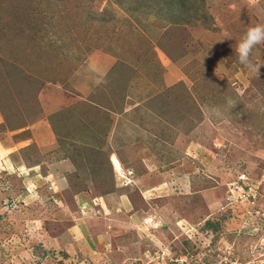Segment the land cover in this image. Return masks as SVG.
<instances>
[{
	"label": "rangeland",
	"instance_id": "1",
	"mask_svg": "<svg viewBox=\"0 0 264 264\" xmlns=\"http://www.w3.org/2000/svg\"><path fill=\"white\" fill-rule=\"evenodd\" d=\"M87 1L30 0L28 17L15 19L7 7H26L28 0H0V68L14 64L37 76L29 80L33 88L50 83L76 94L69 80L78 65L94 51L111 53L134 69L127 90L124 78L111 83L120 77L112 70L107 96L92 95L129 110L125 118L142 134L132 125L119 130V141L131 146L120 148L123 167L110 154L116 189L101 194L90 179L74 178L67 156L95 144L103 129L98 146L117 148V140L106 138L107 123L56 117L55 141L21 148L18 140L29 132L12 133L0 108V264H264V43L250 54L261 65L259 77L235 51L248 27L264 24V0H204L209 18L189 29L175 59L157 47L155 55L147 51L167 26L164 11L161 18L150 2ZM88 78L89 90L103 84ZM81 92L89 102V91ZM7 100L0 94L11 116L16 106ZM37 102L27 125L40 115ZM36 162L40 168L26 167ZM129 167L133 174L146 171L144 178L134 180ZM150 180L160 190L142 195ZM78 182L86 191L74 196ZM137 189L142 199L134 196L141 207L135 210L127 194ZM208 218L218 222L217 231L203 228Z\"/></svg>",
	"mask_w": 264,
	"mask_h": 264
},
{
	"label": "trees",
	"instance_id": "2",
	"mask_svg": "<svg viewBox=\"0 0 264 264\" xmlns=\"http://www.w3.org/2000/svg\"><path fill=\"white\" fill-rule=\"evenodd\" d=\"M134 1L138 5L144 4L146 2H150L147 5L153 8L154 11L161 18L163 14L160 13H163L162 11H164V17L162 19L167 22V26L164 28L163 32L161 33L157 41L154 43V46L153 47L149 46L147 48V51L153 50L152 52L154 55H155L154 48L157 47L159 50H161L170 58L175 59L181 56L183 54L182 50H184L183 46L186 43L188 36H190L189 29L191 27H195L196 25H199L197 23L200 21V19L204 20L206 18V20H208L209 18L208 13L204 10L203 7L204 0H134ZM87 2L91 3L93 2V0H89ZM21 3H16L13 6L7 7L8 9L6 13L10 12L13 15L12 18L15 19H17L19 15L28 17V13L31 12L30 0H28V6L26 7L22 6ZM20 8L25 13H22L20 11ZM132 55L139 56L140 52ZM141 57L142 56H140V58ZM143 61L145 62V59ZM119 68L122 69L120 70ZM133 70H134L133 68L128 67L125 63L119 62L118 71L120 73L119 74L120 77H118V80L116 79L117 81L115 80V82H117L116 84H120L122 79L124 78L125 80L124 88L126 90V86H127L126 84L129 80V77H131V75L133 74L132 73L134 72ZM33 76L37 78V76L17 68L14 64H12V66L9 65V67L4 69L0 68V94L3 95L4 98H7L8 100H12L13 104L16 106V109L13 108L14 112H12V115L10 116V114L7 115L5 113L4 107L0 103V108L2 110V113L4 114L3 117H4L5 125L11 130L26 126L28 122H30L29 121L30 117L34 116L35 114L34 109L38 104L37 93L40 87L36 89L31 86L29 80H31V78L36 80V78H34ZM19 82H21L22 84L18 85ZM12 91L14 92V94ZM169 92L170 89H168L165 94H169ZM186 96L189 98L191 97L190 93H188V95ZM120 99H123V95L121 96ZM19 102L23 104L24 110L23 108L20 109L17 106L19 105ZM8 104L10 103L8 102ZM192 105H194V103ZM195 108L196 106L194 105V109ZM107 109L111 111L116 110L115 107L111 108V105L109 104L103 106L97 103L93 95H90L89 102L84 101L81 104H75L70 107L64 108L54 113L50 117L49 121L52 130L57 137L56 128H58V125H56L55 122L57 120L54 119L53 121V118L58 117V119L61 120L62 122L63 120L66 121L67 117H71L73 115V116H77L78 120L83 121L84 123L85 121L86 122L90 121V119L92 120L91 122H97L96 119H93L92 117H87L86 115H92V116L99 114L104 115L108 113ZM118 111L121 110L119 109ZM65 115L68 116L64 117ZM83 122L80 123L82 124ZM81 124L80 125L77 124V125L83 128ZM71 127L74 129V125H71ZM87 128H89V125ZM82 130L79 129L78 132L81 133ZM102 131H104L102 134L99 135L95 134L98 137H100V140L98 139L95 140L96 138L92 136V139H94L95 142L97 141L102 144L99 145L96 142L95 144L78 146L74 149L75 152L72 154H68L67 157L71 159L76 166V173H74L75 179H77L80 174V179L81 180L83 179V182L84 179H90L94 184L93 187L95 190L102 189L101 194H109L111 192H114L116 188H114V181H113L114 174H113L112 164L110 161L111 151L109 149L105 151L102 149V147H99L101 145L103 146V142H104L103 134L105 133V130L103 129ZM93 181H95V183ZM78 185L82 186V188L76 190L73 193L74 196L76 195V193H79L80 191H86V184L82 185V182H78ZM207 187L208 186H205L204 188ZM73 195H72L73 201L68 200L69 204L72 205L74 204L73 202H75ZM127 195L134 209L135 210L140 209L141 207H139L138 200L142 198L140 196L139 190L137 189V190L129 191ZM135 195H137L139 199L134 197ZM217 226H218V222H215L213 219L208 218L204 220L203 228H205L206 230L217 231Z\"/></svg>",
	"mask_w": 264,
	"mask_h": 264
},
{
	"label": "crops",
	"instance_id": "3",
	"mask_svg": "<svg viewBox=\"0 0 264 264\" xmlns=\"http://www.w3.org/2000/svg\"><path fill=\"white\" fill-rule=\"evenodd\" d=\"M95 52V53H94ZM92 53H90V55L88 56V58L86 60H84L82 63H80L78 65V67L73 71L74 73L71 74L70 80L72 82V84L74 85V88L77 89V92L75 94V92L73 93L71 90L68 89H63L58 85L55 84H46L44 85L43 88H41L38 91L37 94V100L39 101L40 104V115L39 117L34 120L31 124L27 125L26 127L23 128H19L16 129L14 131H12V133H21L23 131H28L29 135L25 136L24 138L21 137L18 140V143H20V145L22 144L23 147L21 148H25L28 147L30 145H32L31 143H37L36 145L39 146L40 144H42L43 142L46 143H50V141H55V135L54 132L52 130L51 124H50V117L64 109L67 107H70L71 105H75V104H81L82 100H84V98L82 99L80 97V93H82L81 91H89V98L90 95L94 94H100V96H102L103 94H105L107 96V90L110 89V86L105 82L107 79L108 74L112 71L115 70L117 68V71L115 73L118 74V63L120 62L119 58H115L111 53H108L106 51H94ZM120 70L122 68H119ZM116 74V75H117ZM90 76V78L92 80L95 81V83L98 82H103L102 86L99 85L98 87H94L93 89L89 90V86L86 85V83H84V79H89L88 77ZM87 77V78H84ZM117 76H115L116 78ZM115 78L112 79L111 83L115 82ZM117 79V78H116ZM80 82V83H79ZM128 84V82H127ZM50 85V86H49ZM72 85V86H73ZM76 85L79 87L77 88ZM96 85V84H95ZM94 85V86H95ZM128 88V87H127ZM127 90V89H126ZM98 96H95L94 99L97 103L105 106L106 104L111 105V103H105V101L99 99ZM126 97L129 98L128 95H126ZM104 108V107H102ZM116 109V110H115ZM113 110L115 111H111L109 109H107V114L104 115H94V118L97 120V122H101V123H107L106 126H108L109 130L108 133L106 134V138H112L117 140V148L112 149V148H108L111 152V154L113 153V155H111V159L113 160V158H116L117 161H114L115 164H119V166L123 167V165L126 163L125 160H122V158H120L119 154H120V148H126V147H130L131 144L129 143V140L124 138L122 139V141L120 140V137L118 135L119 130L123 131L126 128H128L129 126L132 125V130L133 131H139L141 134V130H139V126L133 121V120H129V118H125L126 117V113L129 110H126V108L121 112L118 111L119 108H115ZM125 112V113H124ZM124 114V115H123ZM129 113H127L128 115ZM93 118V119H94ZM105 125V124H104ZM31 134V135H30ZM125 136V134H124ZM142 136V135H140ZM128 137V136H126ZM148 137V136H147ZM31 138H35L34 141ZM38 138H40V141L37 140ZM29 139V140H27ZM30 141V142H29ZM116 142V141H114ZM17 143V142H16ZM3 144L2 141H0V154H5L3 152L4 148L1 145ZM18 147V146H16ZM20 148V149H21ZM144 148V147H143ZM153 149V148H151ZM123 152H125L124 150H122ZM146 154H144V157L149 158L150 162H153V158H151V156L149 155L150 149L146 148ZM9 153V150H8ZM110 159V161H111ZM143 162H140L141 165H143L144 167H147L146 161L142 160ZM155 163V162H154ZM40 163L36 162L33 163L31 165H26V167L28 169H36L37 167L40 168L39 166ZM157 164V162H156ZM119 166H116L117 168ZM159 168H162V166H159ZM128 171H131L132 176L134 177V180L136 181H140V179L144 178L142 176L145 175V172L142 173H136L133 174L134 171H132V167L129 168H125ZM159 172V171H158ZM161 173V172H160ZM153 176H156L153 174ZM157 176L159 177V175L157 174ZM149 186L148 187H143V189H141V194L144 195L145 192H152L155 190H160L161 187V183H154L153 180L149 181ZM156 197H160L156 196ZM144 198V196H143ZM135 213V212H134Z\"/></svg>",
	"mask_w": 264,
	"mask_h": 264
},
{
	"label": "clouds",
	"instance_id": "4",
	"mask_svg": "<svg viewBox=\"0 0 264 264\" xmlns=\"http://www.w3.org/2000/svg\"><path fill=\"white\" fill-rule=\"evenodd\" d=\"M264 43V24H256L246 29L240 41L236 44L238 62L250 69L257 77L260 76L261 65L250 59V54L258 44ZM230 109L236 105V102H229ZM212 113L220 115L219 109H212Z\"/></svg>",
	"mask_w": 264,
	"mask_h": 264
}]
</instances>
